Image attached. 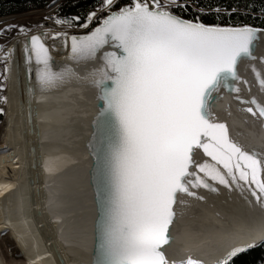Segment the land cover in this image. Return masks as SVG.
Here are the masks:
<instances>
[{
  "label": "snow or ice",
  "instance_id": "6c2138e0",
  "mask_svg": "<svg viewBox=\"0 0 264 264\" xmlns=\"http://www.w3.org/2000/svg\"><path fill=\"white\" fill-rule=\"evenodd\" d=\"M190 3L101 0L81 23L79 15L45 17L60 30L19 27L42 90L73 79L96 90L89 142L99 213L93 264H205L169 249L193 202L207 203L206 193L221 186L264 213V28L185 18ZM215 11L219 21L221 9ZM76 27L84 34L66 30ZM57 39L72 62L60 69L51 55ZM14 51L0 46L5 71ZM89 63L99 66L85 75L72 66ZM262 245L264 234L236 240L217 264H248L244 257Z\"/></svg>",
  "mask_w": 264,
  "mask_h": 264
},
{
  "label": "bare ground",
  "instance_id": "6f19581e",
  "mask_svg": "<svg viewBox=\"0 0 264 264\" xmlns=\"http://www.w3.org/2000/svg\"><path fill=\"white\" fill-rule=\"evenodd\" d=\"M23 41L20 35L8 46L15 51L9 65L11 89L3 101L12 137L6 132L0 141V243L7 234L27 264H57V253L63 264H82L85 226L72 154L67 82L42 90L36 79L39 66L34 60L26 62ZM54 43L53 68L72 63L61 41ZM220 215L215 241L222 252L236 240L264 234V213L249 206L240 193Z\"/></svg>",
  "mask_w": 264,
  "mask_h": 264
},
{
  "label": "water",
  "instance_id": "95a60500",
  "mask_svg": "<svg viewBox=\"0 0 264 264\" xmlns=\"http://www.w3.org/2000/svg\"><path fill=\"white\" fill-rule=\"evenodd\" d=\"M80 34H84V32L70 33V35ZM98 66L92 63L87 65L73 64L75 70L81 75L91 72L93 67ZM246 78L254 80V77L250 74L246 75ZM66 85L68 90L67 104L70 107L72 154L76 166L77 179L80 183L79 200L85 226L84 242L80 249V256L82 264H93L98 247L97 222L99 213L97 158L92 154L95 148H90L89 142L92 140L95 131L93 120L98 111V102L95 98L96 90L88 84L78 83L73 79L71 82H67ZM240 86L242 89L241 95L245 99H249L250 95L246 90V86L243 84ZM253 92H255V88ZM1 103L3 104V100ZM232 103L236 104L238 102L233 101ZM217 115L221 119L226 118L224 111H218ZM248 115L250 116V114ZM93 143L95 144V142ZM201 192L203 193L204 190H201ZM206 195L207 203L193 202L189 212L181 217L177 223L173 232L175 242L169 252L182 249L184 254L191 253L194 257L205 261V264H217L223 252L215 241L216 221L221 216L220 214L226 210L229 203L233 199L238 198L239 192H229L221 186V191L218 194L206 193Z\"/></svg>",
  "mask_w": 264,
  "mask_h": 264
},
{
  "label": "trees",
  "instance_id": "16d2710c",
  "mask_svg": "<svg viewBox=\"0 0 264 264\" xmlns=\"http://www.w3.org/2000/svg\"><path fill=\"white\" fill-rule=\"evenodd\" d=\"M52 2L54 0H0V18L42 9ZM100 3L101 0H63L57 8V14L59 17L79 15L81 21L78 23H81ZM198 8H204L206 12L201 14L197 11ZM217 8L221 9L219 21L216 19ZM232 9L236 11L233 12ZM183 15L188 19L201 16L205 22H231L234 25L249 24L264 28V0H191ZM3 119L4 116L0 113V120ZM244 259L248 264H264V245L252 249Z\"/></svg>",
  "mask_w": 264,
  "mask_h": 264
},
{
  "label": "rangeland",
  "instance_id": "374dc122",
  "mask_svg": "<svg viewBox=\"0 0 264 264\" xmlns=\"http://www.w3.org/2000/svg\"><path fill=\"white\" fill-rule=\"evenodd\" d=\"M63 0L52 2L42 9L29 10L24 13L11 15L7 17L0 18V46L8 48V46L18 37L19 27L24 26L26 29H31V32L38 29L36 25H43L44 28H50L54 24V20L45 19V17H57V8ZM97 10V9H96ZM8 26H13L10 31L5 33V29ZM67 31L70 33H83L85 30L76 28H69ZM1 56V55H0ZM10 67V66H9ZM7 77V79H5ZM12 80V68L10 71H5V60L0 57V113L5 117L0 120V141L6 132L9 137H12L11 130L7 125L5 120L7 116V107L1 103L5 97L9 96L11 89ZM4 107V109H3ZM0 264H27L22 259L19 252L15 249V246L9 239L7 234H3L0 243Z\"/></svg>",
  "mask_w": 264,
  "mask_h": 264
}]
</instances>
